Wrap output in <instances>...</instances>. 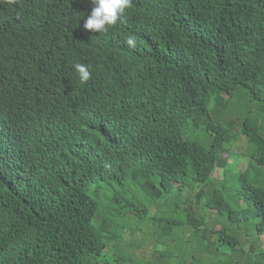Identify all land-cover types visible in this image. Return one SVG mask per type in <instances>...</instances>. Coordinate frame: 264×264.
I'll return each instance as SVG.
<instances>
[{"label": "trees", "instance_id": "1", "mask_svg": "<svg viewBox=\"0 0 264 264\" xmlns=\"http://www.w3.org/2000/svg\"><path fill=\"white\" fill-rule=\"evenodd\" d=\"M93 7L0 0V264H161L144 246L186 227L208 264H264V0H133L86 36Z\"/></svg>", "mask_w": 264, "mask_h": 264}, {"label": "clouds", "instance_id": "2", "mask_svg": "<svg viewBox=\"0 0 264 264\" xmlns=\"http://www.w3.org/2000/svg\"><path fill=\"white\" fill-rule=\"evenodd\" d=\"M91 3L94 5V7H93L90 15L84 21V24H83L84 29L89 30V32L87 34H85L86 36H95L96 33H106L110 27H113V26L117 25L118 23L125 22L126 21V15L132 7L133 0H91ZM73 24H74V21L69 20L68 25L72 26ZM63 39H64L63 45L65 47H68L69 37L63 36ZM126 44L130 48L134 49L136 47L135 38L132 36H129L126 40ZM73 67H74L75 71L78 73L81 83H86L91 78V73H90L87 65L78 62V63H75L73 65ZM132 188H134V186ZM91 194L92 193H90V196H91ZM103 198H105V197H103ZM101 202H102V199H101ZM130 202H134V200L132 198H130ZM115 212H118L120 214V216L118 217L117 220H118V223H121L120 225H118V228L121 231V233H123L125 236V235H130V233H132V232H135L133 228L130 229L131 225L127 223V220H128V217H131V218H134L135 223H137L136 215L133 212H126L122 208H112V210L110 211V213L113 216H114ZM124 236L119 237L117 240L114 241V243L118 244V246H121L122 248H125V246H127L129 244V241L125 246L123 244L119 243V240L126 239V238H123ZM133 237L136 240L138 239L135 234H133ZM166 245H168V244H166ZM139 247L141 250H144L142 248V245H139ZM199 247H201V246H199ZM177 250H175V251L177 252ZM131 251L132 250H130V254H131ZM196 251L202 252L201 257H202V259L206 260V256L204 255L203 249L196 248ZM177 253H178V257L174 256L177 258L176 264H187V263L198 264L194 255H193L194 252L193 251L190 252V248H189L188 244L183 246L182 252H180V253L177 252ZM132 257H135L136 261L142 260V255L136 256V252H134V253L132 252ZM171 258H173V257H170L167 260H171ZM161 264H170V263L167 261H162ZM206 264H207V261H206Z\"/></svg>", "mask_w": 264, "mask_h": 264}, {"label": "rangeland", "instance_id": "3", "mask_svg": "<svg viewBox=\"0 0 264 264\" xmlns=\"http://www.w3.org/2000/svg\"><path fill=\"white\" fill-rule=\"evenodd\" d=\"M238 146H240V145H238ZM237 147L233 148L234 152H237ZM212 177H213V179H219L221 177V169H219V168L216 169L215 172L212 174ZM106 202H107V199L106 198H102V204H106ZM200 212H203V211L200 209ZM205 216H206L207 220L209 221V224L213 223L216 220L214 212H206ZM127 223L131 225L130 229L131 228L134 229L135 235H136L137 238H141L142 237L144 239V241L147 242V239H149L152 236V232L149 231V227H147V220L137 221V223H135V219L134 218L128 217ZM183 231H184L185 237L187 238L186 240H189V242L191 241V243H192V245L189 244V248H190V252L191 251L194 252L193 255H194L197 263L198 264H206L207 260L202 259V257H201V253L202 252L196 251V248H197L196 246L198 244V239L195 238V236L193 235V231L189 227L188 228L186 227ZM181 235H182V233H181ZM135 242H136V240H135ZM119 243L123 244L125 246L128 243V240L121 239V240H119ZM160 243L161 242H155L154 245L150 244V245H145L144 247H145V249H150V248L153 247V253L154 252L157 253L156 254L157 258L155 259V261H157L158 263L161 262V261H167L170 264H176L177 258L174 257V256L178 257V253L175 251V255L172 256L173 258H171V260L165 259L167 257L166 256L167 249H166V247L160 245ZM171 246H173V243H172ZM118 247H120V249L123 250V253L125 255L131 256L130 255V247L129 246H125V249L122 248L121 246H118ZM146 252H150V250H146ZM160 253L163 256H161ZM146 257L148 258L149 255H147ZM131 264H150V263L149 262L141 263L140 261L137 260V262L136 261H132ZM187 264H190V263H187ZM193 264H195V263H193ZM207 264H208V262H207Z\"/></svg>", "mask_w": 264, "mask_h": 264}]
</instances>
